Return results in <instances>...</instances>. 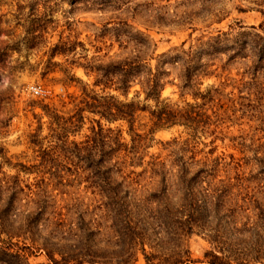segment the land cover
<instances>
[{"label": "clouds", "instance_id": "9594fccd", "mask_svg": "<svg viewBox=\"0 0 264 264\" xmlns=\"http://www.w3.org/2000/svg\"><path fill=\"white\" fill-rule=\"evenodd\" d=\"M0 264H264V0H0Z\"/></svg>", "mask_w": 264, "mask_h": 264}, {"label": "rangeland", "instance_id": "374dc122", "mask_svg": "<svg viewBox=\"0 0 264 264\" xmlns=\"http://www.w3.org/2000/svg\"><path fill=\"white\" fill-rule=\"evenodd\" d=\"M220 106H221L222 109H225V108L227 107V106L223 103V101H221ZM194 117H195V120H200V119L203 118L202 115H201L200 113H195Z\"/></svg>", "mask_w": 264, "mask_h": 264}, {"label": "trees", "instance_id": "16d2710c", "mask_svg": "<svg viewBox=\"0 0 264 264\" xmlns=\"http://www.w3.org/2000/svg\"><path fill=\"white\" fill-rule=\"evenodd\" d=\"M194 115H195V113L191 114V118H192L193 120H195Z\"/></svg>", "mask_w": 264, "mask_h": 264}]
</instances>
